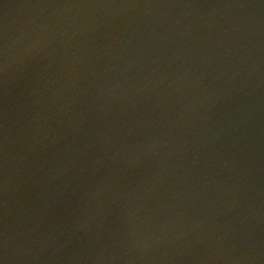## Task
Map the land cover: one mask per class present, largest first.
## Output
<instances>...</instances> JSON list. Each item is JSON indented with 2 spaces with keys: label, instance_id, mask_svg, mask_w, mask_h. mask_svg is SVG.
Here are the masks:
<instances>
[{
  "label": "water",
  "instance_id": "water-1",
  "mask_svg": "<svg viewBox=\"0 0 264 264\" xmlns=\"http://www.w3.org/2000/svg\"><path fill=\"white\" fill-rule=\"evenodd\" d=\"M113 264H264V0H60Z\"/></svg>",
  "mask_w": 264,
  "mask_h": 264
}]
</instances>
